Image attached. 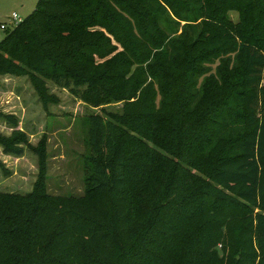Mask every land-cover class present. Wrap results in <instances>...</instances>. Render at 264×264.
<instances>
[{
  "label": "trees",
  "instance_id": "16d2710c",
  "mask_svg": "<svg viewBox=\"0 0 264 264\" xmlns=\"http://www.w3.org/2000/svg\"><path fill=\"white\" fill-rule=\"evenodd\" d=\"M5 30L0 76L27 67L121 107L86 117L82 195L44 178L0 191V264H264V0H38ZM199 57H220L227 78ZM19 134H0L5 153H23ZM224 230L232 256L216 250Z\"/></svg>",
  "mask_w": 264,
  "mask_h": 264
},
{
  "label": "rangeland",
  "instance_id": "374dc122",
  "mask_svg": "<svg viewBox=\"0 0 264 264\" xmlns=\"http://www.w3.org/2000/svg\"><path fill=\"white\" fill-rule=\"evenodd\" d=\"M37 1L0 0V23L5 22L7 30L11 29L14 23L9 16L15 12L23 20L34 10ZM226 17L235 25L246 28L244 31L251 36H261V32L254 31L258 23H240L242 13L238 9H229ZM5 32L6 30L0 28V40L5 36ZM213 52L222 54L224 49ZM199 58L202 61L201 67L206 69V76L212 74L219 77L222 74L227 78L225 66L218 69L220 57L213 60L207 57ZM233 65L234 61H231L229 67ZM235 72V77L228 78L232 85L240 76L239 68H236ZM39 78L44 82L48 97L42 95L37 85ZM73 88L72 85L44 78L27 67L20 75L0 76V114H11L17 120L16 125H13L0 116V134L10 137L12 132L17 130L22 139L19 144L23 148V153L17 156L5 153L0 146V162L6 170L3 172L0 169L1 192L27 195L34 190L36 183L44 178L49 193L83 194L86 178L84 160L88 154L86 117L91 113L103 114V110L119 109L121 103L105 106L101 110L84 102ZM200 226L198 220L186 231L178 232L183 233L178 243L181 249H184L187 239ZM223 232L224 241L219 242L216 250L220 255L232 256L237 245L236 230ZM232 232L235 235L230 237Z\"/></svg>",
  "mask_w": 264,
  "mask_h": 264
},
{
  "label": "built area",
  "instance_id": "2783aa9c",
  "mask_svg": "<svg viewBox=\"0 0 264 264\" xmlns=\"http://www.w3.org/2000/svg\"><path fill=\"white\" fill-rule=\"evenodd\" d=\"M9 18L12 20V22L14 23V26H16L17 24H19V22H21L22 21V18H20V17H18V15L15 13V12H13L10 16H9ZM0 28L1 29H7V24L5 23V22H3V23H0Z\"/></svg>",
  "mask_w": 264,
  "mask_h": 264
}]
</instances>
